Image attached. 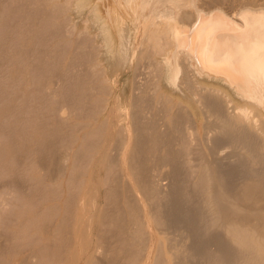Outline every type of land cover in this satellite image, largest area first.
Here are the masks:
<instances>
[{"label": "bare ground", "instance_id": "1", "mask_svg": "<svg viewBox=\"0 0 264 264\" xmlns=\"http://www.w3.org/2000/svg\"><path fill=\"white\" fill-rule=\"evenodd\" d=\"M46 1L0 0L9 31L38 22L43 35L50 28L54 38L64 35L66 22L54 23L62 6L49 9ZM222 1L92 0L101 33L72 39L65 68L58 63L73 46L59 40L50 53L57 58L49 66L56 74V108L68 107L79 121L68 125L56 112L61 129L69 128L58 134L63 155L57 170L70 158V172L95 158L107 169L103 206L95 188L88 193L84 244L96 250L87 264H264V21L253 19L237 32L220 12L226 10ZM235 1L264 11V0ZM130 29L140 31L133 45ZM115 51L132 75L123 112V95L114 97L117 85L104 59V52ZM109 135L114 142L106 146ZM123 157L129 178L120 170Z\"/></svg>", "mask_w": 264, "mask_h": 264}, {"label": "rangeland", "instance_id": "2", "mask_svg": "<svg viewBox=\"0 0 264 264\" xmlns=\"http://www.w3.org/2000/svg\"><path fill=\"white\" fill-rule=\"evenodd\" d=\"M90 1L92 0L46 1L45 4H47L49 9L54 7V5L58 4L59 6H62V14L58 15V18H55L54 23L57 25L61 23L65 24L66 22L67 29L65 28L64 35H62L63 37L61 36L59 39L57 37L54 38L51 33V28L50 31H47L45 35H43L41 32V25H37L38 22L34 25H30L28 27L26 26V28L23 26L22 29L13 26V28L9 31L7 27L8 20L5 16L4 9H2L4 5L3 3H0V18L2 17L0 19V26L2 27H0V34H3L2 36H0V264H75L76 262L78 264H87V258H90L91 254L96 250L94 247L93 249L88 251V249L85 248L84 244V242L86 243L88 237L87 207L88 203L91 201L88 197V193L90 192L91 188H95V191H98V198L96 200L98 206H103L106 183L104 178L107 176V169L104 166H101V164L96 165L95 158L94 160L89 161V164L88 166H86L85 169L71 170L70 172L71 163L73 160V158H70L69 160L71 162L68 160V167L64 166L65 168L63 167L64 170L62 168V172H59L60 170H57L59 162H61V158L63 155V151L58 148L60 145L58 144L57 138L59 136L58 134L64 132L65 129H61L60 119L62 118L63 120H65L66 124L68 123V125L79 121L78 119L72 118L70 116L68 107L62 108L63 110L57 109L59 105L58 103H55L56 101H54V99L56 100L57 97L55 96L56 74L55 71L52 72L49 67L53 65V63L57 62L56 56L50 53L57 52L56 46L60 41L64 43L67 42V45L68 43L71 44V47L73 46L72 48H69L66 52L65 57L63 59L64 61L58 63L59 67L65 68L70 60V52L73 51L74 45L76 44V42H74L73 40L76 41L78 36L86 39L87 36L89 37V33L90 35H96L98 33H101V25L98 24V21L95 18V14L93 13L96 10V7H93V3H90ZM84 4L87 5H85L84 7ZM51 5L52 7H50ZM82 6L84 8H82ZM239 6L240 5L235 0H224L222 1L221 7L226 10L222 11L220 9V12L222 14L225 12L228 13L225 14L228 15L230 23L235 26L237 32H243L248 29L247 27H249L250 22L253 19H257L259 22L264 21L263 9H257L252 7L250 8V6H240L239 8ZM228 9L231 10L229 11ZM249 11H254L256 13L250 14L251 12L249 13ZM256 15H262L263 17H261L263 19ZM243 22L244 25L242 24ZM237 24L239 26L238 28ZM129 26H132L131 23L130 25H128V27ZM3 27L5 31H3ZM89 27L92 29H90ZM130 31L131 38H133L131 40L132 43L135 42L134 38H136V36L134 35L139 30L130 29ZM13 35H15L17 38L19 37L17 40L19 41L17 42V48L13 42L15 41L16 37ZM13 38L15 39L13 40ZM99 40L103 41L102 38ZM19 46L23 47V52L21 51V49H19ZM47 48L48 50H45ZM38 49L40 51L42 50L50 52L47 55H40ZM117 52L115 51V54L104 52V59L107 62V66L109 69V79H111L113 83L116 82L115 84L118 86H116V89L118 90L114 94V97L118 96L120 91L123 95L124 104L122 108H119L118 110L123 112L129 110V107H125V104L128 102L130 96V85H132V75H130V73H128L129 71H127L129 70V65L125 67V62L120 60V58H122V54H119ZM44 59L46 63L48 62V64L44 62ZM42 66L46 67L44 68ZM49 73L52 76H50ZM4 79L6 81H4ZM8 80L9 82H7ZM3 84L6 86H4ZM43 88L44 90L47 88V91L45 90L46 93ZM48 95H53V97H48ZM43 98L45 99L43 100ZM182 99L184 100V102L186 101V98ZM50 103L52 104L50 105ZM115 106V103L111 105V107ZM189 106L191 108H195V106L192 104ZM44 109H46V111ZM53 110H55V112ZM195 110L197 109L195 108ZM51 111H53L56 115ZM56 112L58 113V115L59 113L61 114L59 115V117L61 116L60 119ZM41 116L43 118H41ZM119 123L122 125V121H119ZM68 129H65V131H68ZM129 129L130 131H132V127H129ZM114 138L115 136L109 135L107 137V141L104 144L106 146L112 145L114 142ZM130 142L131 141L129 140V143ZM76 145L77 142L75 143L74 147H76ZM103 151H105L103 152L104 157L111 154L110 149ZM125 160V157L120 159V161H123L122 163L124 164L126 162ZM144 161L147 163L152 162L150 159ZM43 168H45V170ZM123 169L126 172V178H129L130 176L127 171L126 164L125 166H123V168H120V170ZM168 169V167H160L157 170ZM118 171L119 170H116V172ZM59 173L62 174L59 175ZM72 176H74L75 178L71 179ZM27 180L30 182L32 181V185ZM70 181L72 184H70ZM79 181H82L80 183L81 185L78 184ZM77 184L79 185L77 186L79 190L76 187ZM30 185L32 187L35 185L37 186L32 188L30 187ZM71 186H75L73 191L71 189ZM76 188L78 191L76 190ZM74 191H76L77 193ZM16 197H19L17 200L21 201V203H16ZM44 206L47 208H45ZM9 210H11V217L9 214ZM58 215L59 217H57ZM67 217L69 219H67ZM55 219L57 222L55 221ZM64 220L67 222H65ZM53 222L54 224H52ZM95 238L96 237L94 236V241L96 240ZM78 245H80V247ZM38 250L41 251V255H39L40 252H38ZM52 257L54 258L52 259Z\"/></svg>", "mask_w": 264, "mask_h": 264}]
</instances>
